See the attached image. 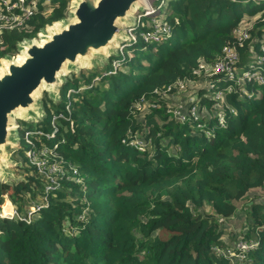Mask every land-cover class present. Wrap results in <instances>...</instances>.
<instances>
[{"label": "trees", "instance_id": "trees-1", "mask_svg": "<svg viewBox=\"0 0 264 264\" xmlns=\"http://www.w3.org/2000/svg\"><path fill=\"white\" fill-rule=\"evenodd\" d=\"M66 1L26 0L34 12L22 27L0 31V59L61 20ZM155 1L152 15L133 26L134 40L119 43L102 69L69 72L56 97L42 93L37 119L17 120L22 175L0 182V208L11 203L21 217H0V264H238L212 248L226 247L218 219L264 187V65L257 68L249 56L264 46V0ZM149 17L169 29L145 43L139 34ZM238 27L248 37L238 39ZM225 47L238 56L236 71L253 66L263 81L192 73L200 63L212 67ZM199 78L208 89L198 88L189 104L198 117L175 120L164 97L178 90L161 92L176 80L185 87ZM216 91L220 99L205 96ZM134 135L143 150L128 144ZM42 147L74 165L78 182L63 175L43 192L44 176L25 157ZM23 199L32 202L28 216L20 212ZM245 223L236 240H255L247 260L264 264V200L249 202ZM160 230L165 238L153 234Z\"/></svg>", "mask_w": 264, "mask_h": 264}, {"label": "water", "instance_id": "water-1", "mask_svg": "<svg viewBox=\"0 0 264 264\" xmlns=\"http://www.w3.org/2000/svg\"><path fill=\"white\" fill-rule=\"evenodd\" d=\"M134 3L138 4L139 0H74L70 19L51 29L45 28L40 33L42 42L33 39L19 43L18 52L23 55L20 62L15 61L16 54L3 58L0 62V169L8 160L1 150L12 143L9 137L13 131L12 118L20 116L16 119L22 120L38 115L36 110L40 106L36 105V94L48 87L49 95L55 97L66 66L89 62L97 59L102 51L115 48L123 32L121 23L127 21L130 15L127 11ZM17 107L20 112L14 111Z\"/></svg>", "mask_w": 264, "mask_h": 264}, {"label": "built area", "instance_id": "built-area-1", "mask_svg": "<svg viewBox=\"0 0 264 264\" xmlns=\"http://www.w3.org/2000/svg\"><path fill=\"white\" fill-rule=\"evenodd\" d=\"M35 7L33 4H29L26 0H0V31L2 29H12L19 28L23 26L25 20L34 12ZM147 13L144 15L150 16L153 13V9H147ZM143 16V15H140ZM137 16L135 23L139 20ZM131 25L128 27L130 39L134 40L135 35L132 32V28L135 25ZM147 23L148 29L139 34V37L145 42H157L159 41L163 35L168 32V25L165 21L156 20L154 17L150 18ZM236 34L237 38H245L248 37V34L243 30V28H236L233 30ZM122 45L119 44L117 50H121ZM238 59V56L234 49L225 47L223 49V56L214 63L212 67H207L203 63H200L196 69L192 71L195 75L203 74L205 76H213L214 74H223L226 76L227 80L233 81L234 83H242L245 81H249L253 79L255 82H262L263 75L259 69L253 70V66H249L247 70H240L239 72L234 69L235 63ZM254 61L257 64V68L259 66L264 65V46L260 47V53L254 56ZM112 71L118 69V63L112 62L111 64ZM184 82L181 80H176L171 85L167 86L165 90L161 92L162 96L166 95L167 91H171L172 89H183ZM228 89H230L228 87ZM215 99H220L221 94L220 91H216L213 96ZM154 104H150L149 106L154 107ZM136 110H139L142 106L140 103L134 104ZM168 111L172 115V118L179 122H183L186 120V116L192 117L196 119L198 117V108L192 104L188 105L183 111L180 107H169ZM220 119V118H219ZM24 137L26 142H29L27 134L24 133ZM131 138V139H130ZM128 144L132 145L137 150H143L145 144L143 140L136 137L135 135L130 137ZM122 142H125L123 140ZM25 157L28 164H33L36 166L38 171L44 176L45 182L43 184L42 190L47 193L52 190L54 187L58 185V179L66 175L65 177H73L74 181L78 182L76 167L70 163L61 164L58 160L54 159V153H50L46 148L42 147L40 149H30L25 151ZM70 173V174H68ZM256 246V241L253 239H238L235 242L233 250L226 247H213L212 251L217 257H226L231 263L238 264H250L247 260L248 250L254 248Z\"/></svg>", "mask_w": 264, "mask_h": 264}, {"label": "rangeland", "instance_id": "rangeland-1", "mask_svg": "<svg viewBox=\"0 0 264 264\" xmlns=\"http://www.w3.org/2000/svg\"><path fill=\"white\" fill-rule=\"evenodd\" d=\"M46 3L47 2H45V4ZM155 4H156L155 0H141V2L137 4V9L135 10L136 12L135 11L132 12L129 15L127 21L125 23L121 24V29L123 30V32L119 36L120 40L117 42V45L115 46V48H113L112 50H109V51H102L97 56V59L90 60L89 62L80 61V62H78V64H76V66H66L65 71H63V73H62L63 77L65 75L69 74V72H77L78 70H88L93 66H96V67L98 66L99 69H102L103 65H105L107 63V57L111 54H114L115 50L118 49L119 43H121V42L124 43L127 40V38L130 39L131 35L129 34L128 27H130L135 22L137 16H140V15L144 16V13H147V11H148L147 9L155 8ZM73 6H74V0H67L65 2V12L66 13L61 20L56 21L57 25L62 24L65 20L70 19L69 14H70ZM150 18L151 17H149V19L147 18L148 19L147 22L150 20ZM245 26L246 25H242V27H245ZM123 27H124V29H123ZM45 28H47V27H44L41 32H38L30 40H33V39L36 41L40 40L41 39L40 33H42L45 30ZM22 42H24V41H22ZM116 47H117V49H116ZM12 56H14V55H12ZM249 56L251 57L250 59H253L254 53H251ZM249 56L247 58H249ZM0 62H1V60H0ZM200 80H201V82H200ZM205 80L202 78H199L195 82L188 83L183 89L178 90V92H176L175 94H168L166 97H164V99L167 101L168 106L169 107H180L183 111H185L186 106H188L189 104H191L197 100L196 95H197V89L198 88L204 87V88L208 89ZM58 83H60V84L62 83L61 78L58 81ZM58 87H56V89H55L56 95L58 92ZM43 92H45L47 94L51 93L50 90L48 91V87H45L38 94H36L37 101H38V104L36 103V105L38 107L40 106L39 100H40ZM242 92H243L242 94H245V92L243 90H242ZM214 95L207 94L205 96L208 99H210ZM36 111H38L37 112V113H39L38 115L33 114V116L30 117V119L23 118L22 120L29 121V120L37 119L41 115V110H40V108H38ZM200 114H206V110L204 108H201ZM17 117H20V116H16V117L12 118L13 131L11 132V136H9L12 139V143L10 146L4 147L1 150L4 157L8 158V160L1 167L2 169H0V182H12L13 180L19 178L18 176L22 175V173L20 172L22 161H20V157L17 154V141L20 138V131L16 129L17 120H18V119H16ZM257 198L259 200H262V201L264 200V187L255 189V190L247 193V195L244 198V201H242V203L241 202L237 203V207H236L235 212L233 213L232 216H229L226 219H223V218L218 219V224H219L218 226L222 230L221 241H222V243L226 244V246L229 249L233 250L232 247H234L235 242L237 241L236 239L241 237L243 235V232L246 230L247 226L245 223V215H246L247 205H249L250 201H254ZM2 199H3V201H4V199H7L6 194L2 195ZM27 204H32V202H27L25 199L21 200V207L22 208H21L20 212H21V214L25 213L28 216L29 215L28 212H30V209L29 208L26 209ZM10 205H11L12 210L9 214L3 215L1 213V208H0V217H15L16 215H17V217H21L19 213H16L14 211V206H12L11 203H10ZM202 210L209 212V210L206 206H204V208ZM166 232L167 231L160 230V231L154 232L153 234L157 233L160 238H165L167 235Z\"/></svg>", "mask_w": 264, "mask_h": 264}, {"label": "bare ground", "instance_id": "bare-ground-1", "mask_svg": "<svg viewBox=\"0 0 264 264\" xmlns=\"http://www.w3.org/2000/svg\"><path fill=\"white\" fill-rule=\"evenodd\" d=\"M138 1V0H137ZM141 2V0H139V3ZM137 9V3H134V4H132L131 5V7L129 8V10L127 11V13L128 14H131L132 12H134L135 10ZM145 10V9H144ZM136 12V11H135ZM57 22H54L53 24H51V25H48V26H46L48 29H51V28H53L54 27V25L56 24ZM122 24V23H121ZM123 29H124V27H123ZM43 41V39H40L38 42H42ZM16 57H15V61L16 62H20L21 60H22V57H23V55H22V53L21 52H18L16 55H15ZM1 61H3L4 59L3 58H1L0 59ZM42 87V84L38 87V89H40ZM37 89V90H38ZM19 107H17L16 109H14V111L16 110V112H20L19 111ZM13 111V112H14ZM17 115H20L19 113H17ZM23 117V116H22ZM33 208H34V205H33ZM11 210H12V208L11 207H9L8 209H6L5 211H2L1 210V213L3 214V215H5V214H9L10 212H11ZM34 210H35V208H34ZM32 211V210H31Z\"/></svg>", "mask_w": 264, "mask_h": 264}, {"label": "clouds", "instance_id": "clouds-1", "mask_svg": "<svg viewBox=\"0 0 264 264\" xmlns=\"http://www.w3.org/2000/svg\"><path fill=\"white\" fill-rule=\"evenodd\" d=\"M144 16H146V15H144ZM134 23H135V22H134ZM134 23H133V24H134ZM133 24H132V25H133ZM34 208L37 209V206H34ZM31 212H32V211H30V212H28V213L30 214Z\"/></svg>", "mask_w": 264, "mask_h": 264}]
</instances>
